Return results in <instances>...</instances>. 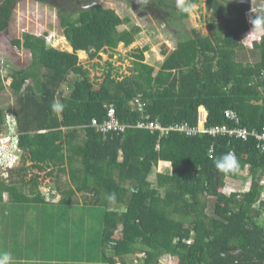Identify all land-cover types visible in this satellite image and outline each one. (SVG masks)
Listing matches in <instances>:
<instances>
[{"label": "trees", "instance_id": "16d2710c", "mask_svg": "<svg viewBox=\"0 0 264 264\" xmlns=\"http://www.w3.org/2000/svg\"><path fill=\"white\" fill-rule=\"evenodd\" d=\"M19 1L0 0V32L8 28ZM34 1L49 2L57 9L63 37L48 41L68 51L72 48V52H60L45 43L33 45L31 40L36 37L24 34L31 62L26 70H8L5 75L0 69V95L9 89L19 97L15 117L21 133V158L28 159L37 171L48 170L47 176L56 180L68 173L71 187L56 188L60 195L57 209L68 214L74 197L89 192L93 198L88 203L90 219L97 215L96 209L103 210V262L115 264L114 256L138 252L142 255L138 264H159L163 259L172 264H264V153L254 141L206 135L187 138L176 132L159 139L157 134L136 128L102 135L90 126L92 120H104L109 105L119 124L135 126L138 114L131 103L139 94L146 102V113L165 127L195 126L197 110L204 107L207 127L230 126L224 112L232 110L239 115L241 126L263 131L264 32L247 43L258 54V61H237L241 38L253 28V17L241 13L233 20L236 6L207 0L214 20L209 36L185 32L186 38L172 52L162 51L166 58L158 70L145 63L148 47L135 50L130 53L128 76L118 79L111 74L112 64L106 63L109 69L104 79L94 84L79 64L77 52L100 59L99 53L113 51L119 44L129 47L140 30L119 32L118 27L129 19L102 6L81 10L76 0ZM170 5V0H162L160 8L168 6L166 11L178 22L187 17L181 11L175 13ZM13 45L20 49L22 41L15 40ZM2 68L7 71L6 66ZM4 116L0 108V131ZM231 152L239 169L218 171L215 161ZM160 161L171 164L170 174L156 172ZM26 171L10 169L7 180L0 178V204H50L53 208L55 204L46 202L38 189L37 176L28 181ZM242 172L249 178L247 187L244 183L246 190L232 188L227 193V181H235ZM110 203L119 208L110 210ZM40 208L41 222L52 217L48 207ZM0 225H11L15 236L20 232L16 220L1 219ZM119 226L122 236L114 239ZM65 236L60 233V240ZM112 241L115 246L111 248ZM26 250L25 255L42 254L33 247L26 246ZM11 252L7 253L10 257H25ZM124 260L120 258L119 263L126 264Z\"/></svg>", "mask_w": 264, "mask_h": 264}, {"label": "rangeland", "instance_id": "374dc122", "mask_svg": "<svg viewBox=\"0 0 264 264\" xmlns=\"http://www.w3.org/2000/svg\"><path fill=\"white\" fill-rule=\"evenodd\" d=\"M204 0H199L195 9L191 14H187V17L181 19L178 22L175 19L169 20L170 25H163L158 21L152 19V14L149 10H144L141 7L130 8L129 5L122 4L119 1L115 0H105L102 4L103 8H108L117 13L121 18H129V24L126 26L118 27V31L122 32L124 29H133L137 27L140 30V33L135 37L134 43L129 47L125 48L122 44L119 45L115 50H107L105 53H99L100 59H89L88 55H79L77 53L79 64L89 72V77L94 84L100 83L104 79V72L108 71L106 63L112 64L111 74L118 79L128 76L129 69L131 68V57L130 53L135 50H141L144 47H148L147 53L144 54L145 61L148 63L154 64L155 58L160 59L159 55L162 51L170 53L176 48L177 43L186 38L184 36L185 32L191 33L192 30L196 31L200 35L209 36L211 34V25L214 23V20L211 18L212 12L206 8L204 5ZM177 7V3H176ZM178 8V7H177ZM171 18H173L171 16ZM24 34L33 35L36 39L31 40L33 45H41L45 43L49 47H52L58 51H64L71 53L66 48L57 44L56 42L61 38L62 31L59 28V20L57 18V11L55 8L44 5L40 2L34 0H20L12 12V18L10 20L8 28L0 32V69L3 74H7L8 70H26L31 62V54L26 47V42L23 39ZM250 33L246 34L241 38L242 48L237 53V61H242L247 64H254L258 61V54H253L249 47L247 46L248 40L252 39L253 36H248ZM248 36V37H247ZM56 39V42L54 43ZM15 40L22 41V48H16L13 45ZM48 40H54L49 43ZM54 45V46H53ZM70 46V45H69ZM257 52V51H256ZM161 56V55H160ZM161 58L165 59L161 56ZM3 66L7 67V71L2 68ZM64 87V86H63ZM19 97H16L12 94L11 90L5 89L0 95V108L4 111V119L9 120V114L11 117L15 116L18 109ZM14 126V125H13ZM6 131V127L1 128V133ZM21 134V133H20ZM80 136L83 133L79 134ZM82 138V136H81ZM27 154H25L26 156ZM22 150L19 155L16 157V162L13 167L14 170L18 168H27L25 179L30 181L35 175L39 181V190L44 196L46 202L56 204L60 199V195L57 192L56 188L60 187V190L68 189L71 187L69 182L68 173L59 175V179L56 180L54 176H47V171H37L33 168L31 162L28 159L21 158ZM6 160V159H5ZM157 168V167H156ZM9 168L0 167V178L8 179L10 176ZM172 171V168H171ZM19 178L18 175L13 177L14 180ZM244 183L247 187L249 183V178L246 172L239 174V177L235 181H227V193L230 192V189H237L239 191L246 190ZM26 191V188H25ZM54 191V193H53ZM57 192V194H56ZM83 195V196H82ZM89 192L77 194L74 197V203H77L79 206L91 204L93 198H91ZM8 197L4 195V200L6 201ZM40 207H48V214L53 217V223L57 230H61L67 234V239H62V244H58L59 239L55 237L54 232L45 233L43 239L36 237L29 238L28 242L26 240V227L34 228V221L40 220L38 215V210ZM112 207L118 209L119 207L114 206L113 203H110V210ZM41 209V208H40ZM50 204L44 205H35V204H24V205H13L11 203H1L0 204V221H8L13 223V221L19 222V227H15L20 230L17 236L13 232L11 225L2 228L0 225V253H8V251H13L11 253H28L26 250V243L28 247H35L40 245L43 250L42 254L44 258H48L49 255H57V259L60 257H65L64 264H105L104 262L99 261L101 253L100 245V231H101V218L103 216L102 209H96V214L93 219L90 220L89 224L86 223L85 230L87 236L82 239V243L76 247V244H79L78 238L81 237L84 226L79 224L76 221V218L79 216H85L87 211L68 210V214H64L59 209L55 208L52 210ZM96 219V220H95ZM66 220V221H65ZM4 227V225H3ZM3 231V232H2ZM121 227L116 231L114 239L121 238ZM9 239H8V233ZM76 232L77 236L72 238V235ZM115 243L114 241L109 243ZM55 244V245H54ZM91 244V245H90ZM89 245V246H88ZM89 247V248H88ZM90 252L89 263L85 262V252ZM111 249H108V254ZM49 253V254H48ZM113 255V254H112ZM142 256L138 252H130L124 254L118 259H125L126 264H138V257ZM51 257V256H50ZM117 259V256H114ZM2 259V257H0ZM88 261V260H87ZM27 261H23L25 263ZM94 262V263H93ZM23 264L21 261H18V258H12L7 264ZM61 264V262H59ZM159 264H172L168 259H163Z\"/></svg>", "mask_w": 264, "mask_h": 264}, {"label": "built area", "instance_id": "2783aa9c", "mask_svg": "<svg viewBox=\"0 0 264 264\" xmlns=\"http://www.w3.org/2000/svg\"><path fill=\"white\" fill-rule=\"evenodd\" d=\"M131 107L134 112L138 114V120L136 121L135 126L119 124L116 117V111L111 105L107 107L104 120L101 123L96 120H92L90 126L102 135H107L109 133H117V135H119L126 129L136 128L140 130H147L151 134H157L159 139L168 136L171 132H176L187 138L206 135L213 139L228 138L229 140H238L243 142L252 140L254 141L258 151L264 153V130H249L241 126L239 115L232 110H225L224 112V117L230 122V126L222 125L207 127L206 110L204 107H199L197 110V121L195 126H189L186 123H181L165 127L158 121L152 120L150 115L146 113V102L143 100L141 95L138 94L134 97ZM7 128L9 131L12 130L11 126H7ZM212 150L213 149L211 148L209 152L210 154L212 153ZM5 152L4 147L0 146V166L6 165V161L3 160ZM110 246L112 248V246H115V243H111Z\"/></svg>", "mask_w": 264, "mask_h": 264}, {"label": "crops", "instance_id": "0c3cea01", "mask_svg": "<svg viewBox=\"0 0 264 264\" xmlns=\"http://www.w3.org/2000/svg\"><path fill=\"white\" fill-rule=\"evenodd\" d=\"M130 21V20H129ZM127 24H129V22L127 23ZM127 24H125V25H122V27L123 26H126ZM121 27V26H120ZM125 30H130V29H124V31ZM134 43V42H133ZM132 43V44H133ZM131 44V45H132ZM119 45H121V44H119ZM123 45V44H122ZM130 45V46H131ZM124 46V45H123ZM129 46V47H130ZM125 47V46H124ZM129 47H125V48H129ZM175 49V48H174ZM173 49V50H174ZM69 51H72V48H71V50H69ZM78 53V52H77ZM147 53V52H146ZM161 55V54H160ZM159 55V57H160V59L159 60H157L156 58H155V63L154 64H151V63H148L147 61H145V63L146 64H148V65H150V66H152L155 70H158V69H160V67H161V65H162V63H163V61L165 60V59H163V58H161V56ZM162 57H164V56H162ZM165 58V57H164ZM156 172L157 173H160V174H170L171 173V164L169 163V162H162V161H160L159 163H158V166H157V169H156ZM83 194V193H82ZM83 196V195H82ZM75 201V200H74ZM58 206H56V204H55V206L53 207V209L52 210H55V208H57ZM76 209V210H81V211H84V210H86L87 211V214L85 215V216H79V217H77L76 218V221L79 223V224H82L83 226H84V228H83V231H82V234H81V237L80 238H78L77 240H78V242H79V244H76V242H75V239H74V243H75V246L76 247H78L81 243H82V239H84L86 236H87V233H86V230H85V226H86V223L88 222V224H89V222H90V217H89V210L90 209H92V207H90L89 206V204L87 203V205H82V206H79L77 203H74V204H72L70 207H69V209L68 210H73V209ZM59 209V208H58ZM64 210V209H63ZM33 226H34V228L33 229H31L30 227H26V240H27V242H28V240H29V238H31V237H36V238H39V239H43V236H44V234L45 233H52V229H53V232L54 231H57V233L56 232H54V234H55V237L57 238V239H59V241H58V244H62V240H60V233H62V231L61 230H57L56 228H55V224L53 223V217H48V220L46 219L44 222H41L40 220L39 221H37V220H35L34 221V223H33ZM120 227V226H119ZM121 232V231H120ZM75 236H77V234H76V232L72 235V238H74ZM64 239H67V234H66V236H65V238ZM55 245V244H54ZM91 245V244H90ZM26 246H27V243H26ZM89 246V245H88ZM33 248H36V249H38V250H40V251H42L43 250V248L40 246V245H36L35 247H33ZM89 248V247H88ZM49 254V253H48ZM11 255H13V256H18V255H16V254H11ZM44 255H46V254H40V258L39 257H35L34 256V254H31V255H25V257H23L22 255H20V256H18V257H15V258H18V261H21V263H23V261H27V262H25V263H23V264H35V263H37V264H59V262H61V264H64L65 263V257H60V259H57V255H49L48 256V258H44ZM85 255H86V257H85V262H88L89 263V258H90V252L88 251V249H87V251L85 252ZM51 256V257H50ZM12 258H14V257H11V259ZM88 260V261H87ZM99 261H101L102 260V256H101V254H100V258L98 259ZM119 260L120 259H118V257H117V259H115V264H121V263H119ZM101 262H103V260L101 261ZM94 263V262H93ZM13 264H15V263H13ZM70 264H73V263H70Z\"/></svg>", "mask_w": 264, "mask_h": 264}, {"label": "clouds", "instance_id": "9594fccd", "mask_svg": "<svg viewBox=\"0 0 264 264\" xmlns=\"http://www.w3.org/2000/svg\"><path fill=\"white\" fill-rule=\"evenodd\" d=\"M176 3L179 10L185 14H191L196 7L192 0H176ZM252 24L253 28L248 36L255 35L258 31L264 30V19H254ZM6 116H9V120L6 121L7 119H4L3 124V126L6 127V131L4 133H1L0 131V146H3L6 151L3 159H6V165H2L0 167L6 169L9 168L10 170L13 169L17 160L16 157L21 151V148L19 147L20 132L16 117H11L9 114H6ZM3 126L1 128H3ZM7 126H11L12 130L9 131ZM215 167L218 171L227 173L238 170L240 165L233 153H226L215 161ZM0 257H2V259H0V264H7V262L11 259L10 254L7 253H0Z\"/></svg>", "mask_w": 264, "mask_h": 264}, {"label": "flooded vegetation", "instance_id": "af4514ba", "mask_svg": "<svg viewBox=\"0 0 264 264\" xmlns=\"http://www.w3.org/2000/svg\"><path fill=\"white\" fill-rule=\"evenodd\" d=\"M40 1V0H39ZM62 2L63 0H58ZM96 0H81V3L83 6H89L90 4L94 3ZM119 1L120 3H124L126 5H129L130 8H137L141 7L142 9L149 10L152 14V19L155 21L160 22L163 25H167V21L171 18L169 15L170 13L166 11V9H169L168 6H164V9L160 8L162 0H115ZM171 5L169 6L175 13H179V8L176 7V0H170ZM206 5L207 0H204ZM221 2H224V5L226 6L227 3H229L231 6H236V12L233 13L232 19L235 20L238 17V14H245L246 16L253 17V19H264V0H218ZM105 2V0H101L98 6H102V4ZM199 2V0H198ZM77 6L81 10H86L89 8H82L78 0H76ZM47 5V4H44ZM53 7L49 2L48 6ZM55 8V7H53ZM91 8V7H90ZM56 9V8H55ZM57 11V9H56ZM157 17V19L155 18ZM173 17V16H172ZM127 18V17H126ZM129 19V18H128ZM252 29L248 32L250 33ZM264 30L258 31L252 38H255L259 36ZM246 33V34H248Z\"/></svg>", "mask_w": 264, "mask_h": 264}, {"label": "water", "instance_id": "95a60500", "mask_svg": "<svg viewBox=\"0 0 264 264\" xmlns=\"http://www.w3.org/2000/svg\"><path fill=\"white\" fill-rule=\"evenodd\" d=\"M101 0H96L94 3L90 4L89 6H83V4L81 3V0H78L79 5L82 8H90V7H94V6H98V4L100 3Z\"/></svg>", "mask_w": 264, "mask_h": 264}]
</instances>
